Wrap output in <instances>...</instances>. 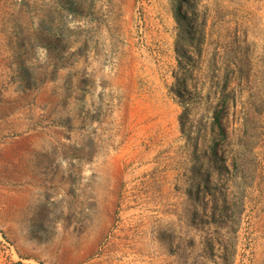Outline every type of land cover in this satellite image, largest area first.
Instances as JSON below:
<instances>
[{
	"label": "rangeland",
	"instance_id": "374dc122",
	"mask_svg": "<svg viewBox=\"0 0 264 264\" xmlns=\"http://www.w3.org/2000/svg\"><path fill=\"white\" fill-rule=\"evenodd\" d=\"M0 264H264V0H0Z\"/></svg>",
	"mask_w": 264,
	"mask_h": 264
},
{
	"label": "trees",
	"instance_id": "16d2710c",
	"mask_svg": "<svg viewBox=\"0 0 264 264\" xmlns=\"http://www.w3.org/2000/svg\"><path fill=\"white\" fill-rule=\"evenodd\" d=\"M189 24L191 25V27L189 26V28L187 29V32H185V36L183 37L184 40L186 39H191L192 37H197V39L200 40V29H201V24L197 23L196 21H192L191 22V19L189 18ZM194 24H196L195 28H194ZM198 30H197V29ZM185 43V41H184ZM189 47H192V46H189L187 44H178L176 45V52L178 53V64L180 66H183L184 64H187V61L189 60V57H190V50H189ZM197 49H201V42L199 41L198 44H197ZM185 71V70H183ZM186 76H187V73L183 75V77L181 78V86L179 87V90L177 92V95H178V98L180 100H182V102H180V106H181V109H182V115L180 116V120H182L181 122V126H182V129H183V119L185 118L186 114H187V110H188V106L185 102V97H186ZM213 126L216 127L218 129V131L221 133L222 132V128L219 124V119H218V115H216L214 118H213ZM185 127V126H184Z\"/></svg>",
	"mask_w": 264,
	"mask_h": 264
}]
</instances>
